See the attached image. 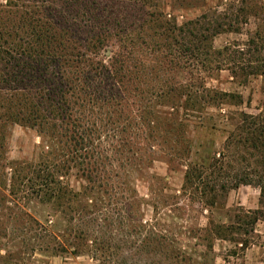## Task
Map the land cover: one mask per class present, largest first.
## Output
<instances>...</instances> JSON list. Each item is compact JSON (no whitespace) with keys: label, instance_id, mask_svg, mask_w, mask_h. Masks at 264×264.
<instances>
[{"label":"trees","instance_id":"16d2710c","mask_svg":"<svg viewBox=\"0 0 264 264\" xmlns=\"http://www.w3.org/2000/svg\"><path fill=\"white\" fill-rule=\"evenodd\" d=\"M73 1L75 5L80 6L76 11V15L82 16L80 21L83 24L84 19L86 22L91 20L93 22L92 25L87 26L88 32L83 31L84 28L77 24L71 26L66 15L56 11L55 17L60 20V27L55 26L56 22L52 16L49 19L46 17L44 21L30 20L29 23L33 28L28 38L22 40L20 37L19 43L16 44L10 39L15 33L13 26L8 27L12 24L10 19L0 21V150L4 149L5 131L11 124L35 129L42 139L40 161L11 163L10 184L5 188L9 191V196L17 201H38L49 207L50 214L43 223L49 224V227L44 226L36 217L31 220L25 218L26 212L18 206L17 216L21 223L27 222L30 226L32 224L31 227L35 226L34 230L38 231L33 236L36 242L34 247L37 246L35 250L51 252L53 256L68 253L70 250L71 254L77 256L89 252L99 239L96 236L99 221L107 222L108 218H113L109 215L110 211L106 206L116 204L112 199L117 197L126 200V207L128 183L124 181H128L131 177L133 170L131 168L138 162L135 157L140 148L135 142L136 139H143L145 148L150 152L155 148H162L166 143L169 144L174 137L177 142L188 143L185 131L186 120L168 119L166 116H174V113L164 112L159 108L169 106L178 114L177 106L179 108L181 105H178L176 100L186 96L187 101L193 102L198 101L199 97L201 100L204 97L201 96L203 92L200 91L199 86L194 84L187 86V93H183L181 89L184 86L176 84L174 77L171 76L174 68H185V65L194 68L201 62L206 68L213 69L212 62L218 57L221 61L216 63L217 69H220L224 63L232 67L233 73H236L235 67L242 68V71L249 67L248 75L258 74L264 77V58L259 57L260 55L255 56V52L258 54L264 49L262 34L264 29L261 30L263 24L249 42V46L253 44L254 49L241 51L226 46L222 50H216L215 36L225 31L236 30L231 23L224 29L226 24L221 20L228 16L203 14L197 19L178 25L161 13L156 20L158 26L164 29L165 33L168 31L174 35L178 32L177 37H181L180 41L179 39L175 41L176 44L166 46L170 50L174 48L178 53H173L174 58H171V53L165 54L170 58L163 56V60L155 56L153 59L155 65L151 67L149 76L150 81L146 82L144 77L138 73L134 75L128 69L129 57L121 60L116 58L120 53L109 50H105L110 57L107 61L91 56L95 57L103 50L104 37L100 33L102 29H106L98 27L102 22L92 14L96 13L98 2L86 0L83 5L84 3L79 0ZM114 1L118 9L128 7L132 9V13H138L140 17L136 19L138 21L136 26L138 31H141L147 22L145 18L148 13L144 11L146 1ZM46 2L53 3V1ZM1 6L17 7L12 0H7L6 4ZM44 10L47 13L45 7L39 9V12ZM244 11L245 9L241 7L240 12ZM250 12L253 14L252 11ZM259 13L262 14L263 20L264 7H260ZM112 18L111 15L109 19ZM113 21L122 23L119 17L112 22L107 21L105 26L108 29L103 31L105 37L108 36L106 33H112L110 28L113 27ZM133 22L130 30L128 28L120 32L123 38L129 40L132 33L137 30ZM82 32L87 37V41L82 42L75 37ZM162 35L164 36L163 33ZM203 46L206 47L205 55L210 56V58L207 56L206 61H200L198 56L202 55ZM245 62L246 67H244ZM143 63L144 60L140 58L136 64L138 69L136 71L144 67ZM191 87L194 89L191 90ZM203 88L204 91L207 90ZM208 92L211 96L206 95L204 99L209 103L213 100H222L224 97H236L242 101L240 95ZM127 99L128 116L122 120H114L112 111L120 108ZM130 106H134L135 111ZM97 114L99 115L96 116ZM242 122L240 135L235 141L233 140L235 134L230 135L226 147L233 142L244 148L247 147L249 153L233 155L234 158L239 155L243 162L253 158V151L259 152L261 154L259 159L264 164L263 112L259 115L243 114ZM127 131L128 141L123 140V135L125 137ZM244 132L246 136L243 137L241 135ZM103 137L108 142L117 138L119 147L115 146V150L120 151V155L125 156V152L128 151L129 171L122 170L123 163L117 171L105 168L103 170V167L99 169L102 166L101 162L105 163L108 160L103 153ZM182 154L184 156V153ZM225 158L227 157L224 154H220V158H214L207 167L188 163L184 188L199 182L197 187L201 189V198L210 208L217 206L227 192L241 185L260 187L263 199L264 169L261 172L236 171L229 166L228 161L225 163ZM108 164L111 167V164ZM75 168L76 176L85 181L79 190L71 187L67 180ZM110 181L112 184L108 183ZM101 192H104V196ZM99 201H102L106 209L102 212V217L98 215ZM9 202L13 201L9 200ZM261 211V209L247 211L243 216L237 214L235 221L229 225L225 223L214 225L211 232L215 239L235 241L230 237V233L234 231L252 233L254 225L261 219ZM127 215V211L123 208L118 211L116 221L120 224L125 223L128 220ZM0 217L4 216L0 215ZM108 223V226H111L112 222ZM45 231L48 234H44ZM55 231L57 233H54ZM111 236L112 234L106 233L104 238L107 241ZM241 240L243 248L249 246L248 240Z\"/></svg>","mask_w":264,"mask_h":264},{"label":"rangeland","instance_id":"374dc122","mask_svg":"<svg viewBox=\"0 0 264 264\" xmlns=\"http://www.w3.org/2000/svg\"><path fill=\"white\" fill-rule=\"evenodd\" d=\"M6 1L0 0V21L10 19L12 24L8 27L13 26L15 32L10 39L16 44L19 43L20 37L22 40L28 38L30 30L33 28L29 23L30 20L32 22L41 21V19L46 17L49 19L52 16L56 22L55 26L60 27V20L55 17L56 11L63 12L71 26L74 27L77 24L84 28L83 31L88 32L87 26L93 24L92 20L86 22L84 19V24L80 21L82 16L76 15L80 6L75 5L73 0H12L17 5L16 8L2 7L1 5H5ZM46 1H53V3L50 4ZM144 1H146L144 11L148 13L145 18L147 22L142 30L138 31L136 19H139L140 16L137 12L132 13V9L128 7L118 9L114 0H97V11L92 14L94 18L102 22L98 27L108 29L105 23L112 22L116 17H119L122 23L113 21V27L110 28L112 33H106L107 37L103 32L106 29H102L100 35L103 34L104 37L103 50L99 51V55L91 56L107 61L110 57L106 51L109 50L120 53L116 58L121 60L129 57L128 69L134 75L138 73L144 77L146 82L150 81L149 76L151 67L155 65L153 62L155 56L163 60V56L170 58L165 54L171 53L172 58L173 53H178L174 48L170 50L166 46L172 43L176 44L181 37H177L178 32L174 35L168 31L165 33L164 29L158 26L159 23L156 20L161 16V13L166 15L167 19L174 20L178 25L197 19L203 14L228 16L221 20L226 24L224 29L231 23L236 30L225 31L215 36L214 49L216 50H222L226 46L241 51H247L249 48L254 49L253 44L249 46V42L261 24H263L261 30L264 29V19L262 20V14L259 13L260 7H264V0ZM79 2H83L85 5L86 0H79ZM44 7L47 13L51 14L45 13V10L39 12V9H44ZM241 7L245 9L244 12H240ZM111 15L113 18L109 19ZM132 22L137 30L128 40V38H123L120 32L128 28L130 30ZM262 34L264 35V31ZM75 37L82 42L88 40L83 32ZM189 40L190 38L187 39V41ZM205 48L203 46L202 55H198L200 61H206L207 56L210 58L209 55H205ZM256 55L264 58V49L258 54L255 52ZM140 58L144 60V67L140 71H136L138 70L136 64ZM219 61H221L220 58L216 57V61L212 62L213 69L206 68L201 62L194 68L188 67V65H185V68L176 67L171 76L174 77L176 84L184 86L181 91L185 94L187 86L194 84L199 86L200 91L203 92L201 96L204 98L206 95L211 96L208 91H218L240 95L242 101L236 97H224L222 100L212 99L213 102L209 103L199 97L198 101L192 102L187 101V97L184 96L180 100H176L178 105H181L179 108L177 106L178 114L169 106L160 107L159 109L164 112L174 113V116L169 115L166 118L172 120L174 118L177 121L179 119L186 120L184 122L186 123L185 131L188 143L177 142L174 137L169 144H164L162 148H155L153 152L148 150L149 153L145 148L144 140L136 139L135 142L140 148L135 157L138 162L131 168L133 169L131 177L128 178V181H124L128 183L126 207V200L113 198L112 201L116 204L106 206L108 207L106 209L110 211L109 215H112L113 218H108L107 222L99 221L96 234L99 238L96 240L97 244L93 248L91 247L89 252L80 256L71 254V250L68 253L56 255L62 257V260L59 259L57 264H60L61 261V263L71 264H76V262L79 264H240V261H236L235 258L236 256L242 257V251L238 246L235 247L236 243H226L224 240L215 239L211 230L217 224L229 225L235 221L237 214L243 216L247 211H252L247 208V203L240 204L243 203L242 199L247 196L254 197L255 201L260 200L261 219L264 220V197L261 198L260 187L241 185L240 190H238L239 188L230 190L224 198H219L221 199L219 204L213 208L208 207L205 200L201 198V189L197 187L199 182H196L195 185L189 184L184 188L188 163L207 167L214 158H220V154L227 157L224 160L225 163L228 161L229 166L236 171L261 172L264 169V164L259 159L261 156L259 152L253 151V158L243 162L239 155L248 152L247 147L236 145L234 142L226 147V141L230 135L235 134L234 141L240 135L243 114L259 115L262 112L264 114V77L258 74L248 75L249 67H246V62L244 71L242 68L235 67L236 73H233L232 67L225 63L220 69H217L216 63ZM203 87L207 90L204 91ZM130 107L135 111L134 106ZM112 112L114 120H122L128 116V99L122 103L120 108H116ZM241 136H246L245 132ZM116 139L108 142L103 137V153L109 161L101 162L102 166L99 169L103 167V170L105 168L117 171L123 163L122 170L129 171L128 151L125 152V156L120 155V151L115 150V146L119 147ZM123 140L128 141V131L125 133V137L123 135ZM3 143L4 149L0 150V215L4 217H0V264H52L55 261H52V258L55 256L51 252L35 250L37 246L34 247L36 242L33 236L38 233L34 230L35 226L31 227L33 225L30 226L27 222L21 223L17 216L18 207H20L26 212L25 218L31 220L36 217L43 224L50 214L49 207L38 201H17L9 196V191L5 188L10 184L11 163H37L40 161L42 139L35 129L11 124L6 128ZM234 154L239 155L234 158ZM108 163L111 164V167ZM76 173L75 168L67 180L71 187L79 190L85 181L76 176ZM108 183L112 184L111 181ZM101 194L104 196V192ZM9 200L13 202H9ZM98 205L100 206L98 215L102 217V212L106 210L104 209L105 205L102 204V201H99ZM123 208L127 211L128 220L120 224L116 219H118V211ZM108 222H112L111 226H108ZM43 225L49 227V224ZM253 228L258 231L262 229L258 225H254ZM254 230L250 234H245L244 231H234L230 233V237L235 240L234 242H242L241 239L248 240L250 243L258 242L260 237ZM43 233L48 234L47 231ZM106 233L112 234L111 240L109 238L107 241L105 240ZM53 264L55 263L53 262Z\"/></svg>","mask_w":264,"mask_h":264},{"label":"crops","instance_id":"0c3cea01","mask_svg":"<svg viewBox=\"0 0 264 264\" xmlns=\"http://www.w3.org/2000/svg\"><path fill=\"white\" fill-rule=\"evenodd\" d=\"M245 187H250V186H245ZM240 190V188L238 189ZM243 203H240V204H248V209L250 210H258V209H261V205H260V200L258 199L257 201H255L254 197L253 198H249L248 196L247 197H244L243 199ZM260 226L262 227V229H260L259 231L257 229L254 230V232L256 234H259L258 237H260V241L258 242H251L249 244V246H247L246 248H243V244L242 242H232V241H229V240H224V242H229V243H236L234 244L235 247L237 248V246L239 247V250L242 251V257H237L235 258L236 261H240V264H264V220L260 219L258 220L256 226ZM62 260V257H58V256H55L52 258V261H53L55 264L58 263V261ZM65 259H68V258H65ZM76 262V260H74ZM52 262V264H53ZM62 262V261H61ZM60 264H71V263H68V262H64V263H61ZM76 264H79L76 262Z\"/></svg>","mask_w":264,"mask_h":264}]
</instances>
